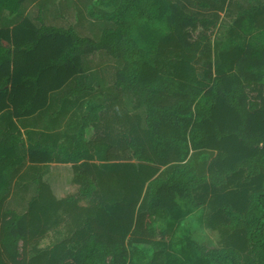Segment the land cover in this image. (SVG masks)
Listing matches in <instances>:
<instances>
[{"label":"trees","instance_id":"obj_1","mask_svg":"<svg viewBox=\"0 0 264 264\" xmlns=\"http://www.w3.org/2000/svg\"><path fill=\"white\" fill-rule=\"evenodd\" d=\"M33 1L0 0V264H264V0H67L56 23ZM227 7L246 41L215 46L218 18L201 10ZM98 53L116 62L110 79L93 73ZM64 101L79 109L68 145L26 148L3 126ZM106 136L134 173L112 177L114 204L88 158ZM54 155L73 162L61 199L41 173ZM17 179L36 192L20 182L13 196ZM63 216L67 233L41 247Z\"/></svg>","mask_w":264,"mask_h":264},{"label":"crops","instance_id":"obj_2","mask_svg":"<svg viewBox=\"0 0 264 264\" xmlns=\"http://www.w3.org/2000/svg\"><path fill=\"white\" fill-rule=\"evenodd\" d=\"M95 76L93 78H96ZM55 107H56V105H55ZM74 107L75 106H72L71 108L73 109ZM55 114H58V113H55ZM34 116H37L36 117L37 119L43 118V115H40V114H36ZM70 116H72L70 113H66V114L58 116V118L61 117L63 122L60 124L58 129L56 128L57 131H56V129L54 130V127H52L50 130H48L49 138L47 140L43 139L42 135H40V134L37 135L36 133H34V130L38 132V127L35 124L37 122V119H34L35 117L32 118L33 123H30V125L24 126V127H26L25 135L26 136L28 135L27 136L28 139L24 138L25 135L23 136L26 148H29L30 146H32L33 144L38 143V142L50 143V144H52V146L57 147V148L59 146H62V144L68 145L69 143H71V142L67 143L68 141L65 138V135H63V133H66L69 130L68 129L69 128L68 123L73 121ZM52 117H55V115L52 114ZM74 129H75V127H74ZM53 130L55 131V133L52 134ZM62 131H64V132L62 133ZM50 132H51V134H50ZM107 137L108 136H106V138ZM109 137L107 140H102V141L100 140L98 142H95L93 149H89L88 158L91 162H93V160L95 159L96 162L94 161L93 163L100 165L101 166L100 170H102V174L105 175L106 177H109V182H107V184H105L106 186H104V188L102 190L104 192L105 201H107L109 204H114V203H116L117 200L120 199L118 197H121V193L119 195H116L114 190L111 188V186H113V185L117 186L120 188V190H122L123 188H122L121 184L115 183V179H113L112 177H115L118 174L119 170H121L123 168L122 164L126 163L127 160H125L123 158L124 155L122 154L121 146L118 147V150H113L112 148H109V146L112 145L111 142L109 141V139H110ZM112 139H114V138H112ZM116 144H118V143H116ZM114 157H115V160H116V158H118V159H120V161L112 160L114 162H111L108 160L110 158L114 159ZM54 158H55L54 162H51L49 164L50 167L47 168V171L46 172L41 171V173L43 175V178L50 185V188H51L54 196L57 199H61V197L64 194L69 193L70 188H71V183H72V180L74 177L73 162H65L62 160H58L59 158L56 155H54ZM130 162L136 163V164L139 163V161L134 159V158ZM53 163H55V166L57 167V169H54V167L52 169H50L51 165ZM108 163L119 164V166L118 167L115 166L114 168H111V167L105 168ZM104 165H105V167H103ZM27 166H28V164H27ZM115 168H117V170ZM165 170H166L165 167H161L160 171H158L157 174L160 173L161 171H165ZM28 178L29 177H27V179ZM31 183H32V181H31ZM32 185L29 183H25V187L23 189L24 192H28V191L31 192L30 187H33ZM118 185H120V186H118ZM135 187H142V189H141L142 192H141V196H140V200H139L140 205L138 208L139 213L142 214L143 204H144L143 202H146L144 195L148 189V182H146L143 186L142 185H135ZM194 215H195L194 213H191L190 215H187L186 217H182L181 219H193V218L197 219V216L195 217ZM67 222H69V220L65 216L61 217L60 220L57 221L50 228L47 237L42 239V243L40 246L43 248L51 247L53 245L54 241H57L59 238H63L65 233H67V227H66ZM53 233H55V234H53ZM153 236L156 238L160 237L158 232H156L155 235H153ZM45 240L46 241L51 240V242L48 244H46V243L44 244Z\"/></svg>","mask_w":264,"mask_h":264},{"label":"rangeland","instance_id":"obj_3","mask_svg":"<svg viewBox=\"0 0 264 264\" xmlns=\"http://www.w3.org/2000/svg\"><path fill=\"white\" fill-rule=\"evenodd\" d=\"M41 1L43 0H35L33 2H31V4L28 6L27 8V11L30 12L33 15H36L38 12H39V6L38 4L41 3ZM46 1V5H45V12H44V17L45 19L47 20V22H52V23H56L58 22L57 20L60 21L59 18L61 17H58L57 14L59 13L58 11L61 10V6L63 5H66L67 4V0H45ZM77 1H80V0H77ZM180 3H183V4H187L190 8H194L197 7L194 3H193V0H176ZM253 2H256V0H252ZM71 2H75V0H70V3ZM66 3V4H65ZM81 3V1H80ZM79 3V4H80ZM83 6V4H82ZM70 9H68L66 12H67V19H66V23H70L72 21H74V18L75 16L73 15V12L75 10H73L72 6L69 7ZM233 8L231 7H227L223 10H214V9H206V10H201L204 14L206 15H212V16H216L218 18V22H219V25L217 27V30H216V33L214 35V38H212L210 41L211 43H214L215 46L216 44H221L223 42H225L228 38V35L232 34V39L236 41V43L238 42H241V43H244L246 40H245V36H242L240 34V31H239V28L237 26L234 25V19L236 17V11L234 10ZM85 16H88L90 17V15H88L87 11H85V14H84V18ZM76 19V18H75ZM87 23V21L85 22ZM230 32V34H229ZM239 36V37H238ZM230 39V38H229ZM215 50V49H214ZM212 54L211 56V59H213V53L210 52ZM97 58H95V64H94V74L96 76H99V72L102 71L103 69V72L104 74H108V78L110 79V75L112 73V68H113V65L116 63L115 60L110 56V55H105L104 53H98ZM201 57L203 59H205V57L203 55H201ZM215 57V55H214ZM203 62V60L200 61V63ZM200 73L202 74L203 71L202 69H200ZM107 78V80H108ZM72 110V111H71ZM78 107L75 106L73 109L67 104L66 101H64L63 103H60V105H56L55 108H50L48 110H43L41 112H39L38 114L40 115H43V118H36L37 116H31V117H27V118H22V119H15L14 122H4L5 124H3V126H7V124H10L11 126V129H13L14 131L16 132H21L22 136L25 135V131H26V125H30V123H33V119H37V122L35 123L38 127V132L34 130V133H36L37 135L40 134L43 136V139H48L49 138V135H48V130H50L52 127H54V130L57 128H59L60 124L63 122V120L61 119V117L58 118V116L60 115H63V114H66V113H70L71 115H76V113H78ZM55 113H58V114H55ZM52 114L55 115V117H52ZM71 117V116H70ZM1 122V120H0ZM106 124H102V126H104V131L103 132H106ZM68 128V127H67ZM56 129V131H57ZM52 131V134L55 133V131ZM64 131H62L63 133ZM89 133V137H90V134L92 133V136L95 134V131L92 130L91 132H88ZM51 134V132H50ZM72 133L69 132H66L64 133L63 135H65V138L68 139V140H71L72 138ZM100 135H102L100 133ZM28 136V135H27ZM25 135L24 138L28 139ZM102 137V136H101ZM69 143V142H67ZM95 161V159L93 160V162ZM96 162V161H95ZM110 164V163H108ZM116 165V164H115ZM54 167V169H57V167L55 166V163H53L51 165V168L52 169ZM128 175L129 176H132L134 175L133 174H129L128 171L126 170L125 167H123L121 170H119L118 174H117V178L118 180H122L123 182H125L127 179H128ZM45 177V176H44ZM23 178V177H22ZM20 182L22 183H29L32 185L31 181L27 180V179H17L14 183V190L12 192V195L14 196L15 194V191L17 189V184H19ZM120 183V182H118ZM33 186V185H32ZM120 186V185H118ZM31 188V192L28 191V192H23L21 191V193H23V196L24 195H28V198L31 197L33 195V193H35V189H34V186L33 187H30ZM111 188L114 190L115 194L116 195H119L120 194V188L117 187V186H111ZM20 194V193H19ZM118 198H121V197H118ZM10 203V202H9ZM22 205V204H21ZM196 217V215H194ZM194 219V218H193ZM55 234V233H53ZM53 236V235H52ZM51 240L49 241H46L44 242V244H48L50 243Z\"/></svg>","mask_w":264,"mask_h":264}]
</instances>
